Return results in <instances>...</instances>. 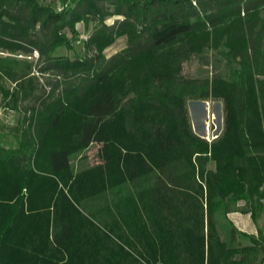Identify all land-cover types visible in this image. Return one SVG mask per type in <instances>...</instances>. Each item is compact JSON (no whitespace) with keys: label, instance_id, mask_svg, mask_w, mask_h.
<instances>
[{"label":"trees","instance_id":"obj_1","mask_svg":"<svg viewBox=\"0 0 264 264\" xmlns=\"http://www.w3.org/2000/svg\"><path fill=\"white\" fill-rule=\"evenodd\" d=\"M77 23L83 54L56 55ZM194 56L209 76L183 75ZM207 99L211 141L187 110ZM0 109L22 112L0 145V264H264L261 229L229 218L264 214V0H0Z\"/></svg>","mask_w":264,"mask_h":264},{"label":"rangeland","instance_id":"obj_2","mask_svg":"<svg viewBox=\"0 0 264 264\" xmlns=\"http://www.w3.org/2000/svg\"><path fill=\"white\" fill-rule=\"evenodd\" d=\"M60 5L61 4H57ZM117 16H110L105 20V23L111 24ZM92 23H89L88 27H84L82 23H77L76 28L79 32V37L77 39L72 40V49H66L64 47H60L56 50V55H67L70 58L78 55H82L84 52V41L88 38L92 31ZM125 46V37H119L111 43L108 47L104 49V53L106 56H109L121 48ZM35 57L36 54L34 53ZM30 58V57H27ZM211 67L209 65L204 64L200 61L196 56L191 57L187 61L183 63L182 73L186 77L191 78H203L205 76H209L211 72ZM46 81L45 76H39L40 84H43ZM5 84L10 86L11 83L6 81ZM187 110L190 119V124L193 132L204 138L207 141H211L215 138L222 129V120H223V112H222V103L220 100H189L187 102ZM22 116L21 110L13 111L8 109H0V145L4 147H14L18 141L19 127H18V119ZM97 145H91L88 147L83 153V158L79 159L78 157L73 159V164L75 168H79L80 166L95 164L98 161L97 155ZM214 163L210 162L208 164L209 168H213ZM229 218L234 222V215H229ZM248 223L251 226L250 221ZM240 230L247 231L246 227H240L237 225ZM256 230L261 229L262 233H264V214L257 220L254 224ZM223 234V233H222ZM239 242L241 244L247 243L246 240L240 239Z\"/></svg>","mask_w":264,"mask_h":264},{"label":"crops","instance_id":"obj_3","mask_svg":"<svg viewBox=\"0 0 264 264\" xmlns=\"http://www.w3.org/2000/svg\"><path fill=\"white\" fill-rule=\"evenodd\" d=\"M231 215H234V218H235L234 224L238 229H240V228L237 225H240V227H246L248 229L247 232L252 233V232L256 231V228H255L254 224L251 222L248 215L237 213V212L231 213ZM248 220L250 221L251 226L248 223Z\"/></svg>","mask_w":264,"mask_h":264},{"label":"built area","instance_id":"obj_4","mask_svg":"<svg viewBox=\"0 0 264 264\" xmlns=\"http://www.w3.org/2000/svg\"><path fill=\"white\" fill-rule=\"evenodd\" d=\"M57 9H58V11L61 9V7L59 6V5H57Z\"/></svg>","mask_w":264,"mask_h":264}]
</instances>
